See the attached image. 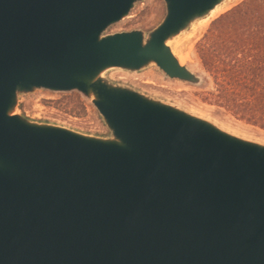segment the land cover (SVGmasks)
Listing matches in <instances>:
<instances>
[{
  "label": "water",
  "instance_id": "1",
  "mask_svg": "<svg viewBox=\"0 0 264 264\" xmlns=\"http://www.w3.org/2000/svg\"><path fill=\"white\" fill-rule=\"evenodd\" d=\"M0 0V264H264V145L102 74L156 63L199 82L168 41L224 0ZM79 91L112 137L15 114L21 93Z\"/></svg>",
  "mask_w": 264,
  "mask_h": 264
},
{
  "label": "rangeland",
  "instance_id": "2",
  "mask_svg": "<svg viewBox=\"0 0 264 264\" xmlns=\"http://www.w3.org/2000/svg\"><path fill=\"white\" fill-rule=\"evenodd\" d=\"M243 1L236 0L233 6L218 15L221 16ZM166 14L165 0L139 1L128 16L112 24L104 35L142 30L148 37L162 23ZM215 19L204 30L197 32L195 25L201 21L198 19L169 41L174 54L184 58V63L180 62L199 77V82L171 78L156 63L140 70L110 68L102 76L112 84L139 91L152 99L210 121L232 135L264 145V125L251 120L243 107L221 89L214 75L205 69L198 54V44ZM93 99V96L88 97L79 91L36 89L19 95L14 113L35 122L66 127L94 137L110 138L112 131Z\"/></svg>",
  "mask_w": 264,
  "mask_h": 264
},
{
  "label": "trees",
  "instance_id": "3",
  "mask_svg": "<svg viewBox=\"0 0 264 264\" xmlns=\"http://www.w3.org/2000/svg\"><path fill=\"white\" fill-rule=\"evenodd\" d=\"M197 49L221 89L264 125V0H244L216 18Z\"/></svg>",
  "mask_w": 264,
  "mask_h": 264
},
{
  "label": "bare ground",
  "instance_id": "4",
  "mask_svg": "<svg viewBox=\"0 0 264 264\" xmlns=\"http://www.w3.org/2000/svg\"><path fill=\"white\" fill-rule=\"evenodd\" d=\"M236 0H224L223 2H221L220 4H218L213 10H211L208 14L207 17L205 18H202L200 19L201 21H199L197 23V25H195V30L197 32H200L202 30H204L209 22L214 19V18H217L219 15L220 12L224 11L226 8L230 7V6H233V4L235 3ZM218 15V16H217ZM221 15V14H220ZM174 40V39H173ZM170 41V40H169ZM168 41V44L170 43ZM180 61L182 63H184V58L183 57H179Z\"/></svg>",
  "mask_w": 264,
  "mask_h": 264
}]
</instances>
